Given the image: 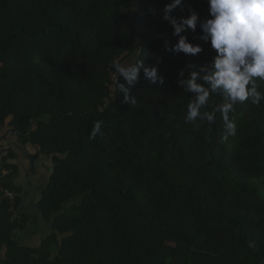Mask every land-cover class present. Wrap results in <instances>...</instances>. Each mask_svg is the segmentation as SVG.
Instances as JSON below:
<instances>
[{
	"label": "trees",
	"instance_id": "1",
	"mask_svg": "<svg viewBox=\"0 0 264 264\" xmlns=\"http://www.w3.org/2000/svg\"><path fill=\"white\" fill-rule=\"evenodd\" d=\"M170 2L0 0V132L18 130L54 164L40 248L15 241L24 223L11 221L0 192L3 264H264V101L236 104L227 141L219 113L212 125L185 122L192 96L178 73L216 53L199 26L183 34L200 54L165 51L178 40L163 19ZM208 9L184 0L172 14L205 19ZM138 60L164 84L141 69L136 103H124L112 65ZM221 102L213 96L206 110ZM5 168L3 186L15 192Z\"/></svg>",
	"mask_w": 264,
	"mask_h": 264
},
{
	"label": "clouds",
	"instance_id": "2",
	"mask_svg": "<svg viewBox=\"0 0 264 264\" xmlns=\"http://www.w3.org/2000/svg\"><path fill=\"white\" fill-rule=\"evenodd\" d=\"M210 18L200 19L195 10L187 17H176L172 13L178 7L183 9L184 0H171L164 7L163 19L173 29L172 35L178 37L175 44L165 41L164 49L185 56H197L203 46L193 43L183 33H196L202 30L198 39L210 44L215 56L209 64L191 63L187 68L194 69L185 77V70L178 73V85L192 99L187 105L185 122L206 121L212 125L220 114L224 131L221 139L227 141L236 135V124L232 118L238 103L249 101L259 106L264 101V91L258 88V81H264V0H207ZM163 59L158 58L157 63ZM117 78L116 88L122 94L124 103L134 104L136 98L130 96L131 89L139 82L140 72L153 85H163L164 77L157 66H147L143 60L136 63H114ZM120 78L124 83L120 82ZM219 96L221 103L210 106L211 98ZM97 132L101 123L95 125Z\"/></svg>",
	"mask_w": 264,
	"mask_h": 264
},
{
	"label": "crops",
	"instance_id": "3",
	"mask_svg": "<svg viewBox=\"0 0 264 264\" xmlns=\"http://www.w3.org/2000/svg\"><path fill=\"white\" fill-rule=\"evenodd\" d=\"M9 130L6 128L0 132V143L8 142L13 146L8 159L12 171L10 182L16 186L19 219L24 223L14 232V239L21 246L38 249L51 234V224L44 218L39 204L51 180L53 159L45 155L40 147L9 135ZM5 257L6 249L2 259ZM0 264L3 262L0 261Z\"/></svg>",
	"mask_w": 264,
	"mask_h": 264
},
{
	"label": "built area",
	"instance_id": "4",
	"mask_svg": "<svg viewBox=\"0 0 264 264\" xmlns=\"http://www.w3.org/2000/svg\"><path fill=\"white\" fill-rule=\"evenodd\" d=\"M112 77L115 80L117 74L114 72ZM9 135L20 138L21 133L18 130H10ZM12 148L13 146L8 142L0 143V192L2 193V199L10 201L11 209L14 213L11 221L14 222L20 218L16 207L18 194L3 186V178L10 172L5 168V162L9 159L12 153Z\"/></svg>",
	"mask_w": 264,
	"mask_h": 264
},
{
	"label": "rangeland",
	"instance_id": "5",
	"mask_svg": "<svg viewBox=\"0 0 264 264\" xmlns=\"http://www.w3.org/2000/svg\"><path fill=\"white\" fill-rule=\"evenodd\" d=\"M134 19H135V18H134ZM134 19H133V20H134ZM120 82H121V83H124V81H123L122 78H120ZM30 99L33 101V100H34V97H32V98L30 97Z\"/></svg>",
	"mask_w": 264,
	"mask_h": 264
}]
</instances>
